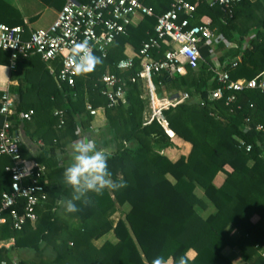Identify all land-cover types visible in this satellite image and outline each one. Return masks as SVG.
Masks as SVG:
<instances>
[{
	"label": "trees",
	"instance_id": "trees-1",
	"mask_svg": "<svg viewBox=\"0 0 264 264\" xmlns=\"http://www.w3.org/2000/svg\"><path fill=\"white\" fill-rule=\"evenodd\" d=\"M39 1L60 8L65 0ZM140 1L155 13L167 10L170 4V0ZM188 1L195 5L190 23L209 21L220 36L214 44L200 49L195 68L183 60L185 74L162 70L152 75L157 96L163 91L187 93L181 102L161 110L167 127L190 144L189 152L176 160L165 152L173 142L163 125L156 118L144 123L143 85L137 76L140 59L125 53L126 43L137 53L154 35V16H143L127 25L106 57L95 54L103 63L92 73L78 76L74 86H57L39 55L22 59L10 72V79L17 80L9 85L16 104L12 130L23 136L21 155L46 166L47 198L37 208L33 224L26 223L20 230L13 229L9 220L0 225V262L153 264L155 258L163 257L166 263L179 264L184 257L186 264H233L222 253L230 246L237 247L243 264H248L256 246H264V92L245 88L226 90L220 98L208 96V91L218 86L211 80L213 69L227 71L231 80L264 76V0H241L234 5L232 18L220 7L209 6L207 0ZM0 21L24 25L20 11L6 0H0ZM228 42L233 45L228 46ZM169 46V38H163L152 55L162 57ZM210 48L217 53L216 59L209 58ZM128 56L132 66L117 69V62ZM8 59V51L0 50V63L7 64ZM107 71L123 79V99L111 107L100 92L99 79ZM229 93L235 99L226 104ZM87 102L104 107L97 131L91 127L94 117L86 110ZM55 109L64 119L60 127ZM27 110L32 111L31 118H21L20 112ZM2 120L0 115V127ZM85 135L110 154L112 178L122 180L125 186L105 190L102 195L89 193V205L77 201L80 210L67 213L61 202L71 199L72 189L64 184L63 172L71 159L64 160L62 154L67 153L69 142ZM37 140L43 145L34 147ZM240 140L251 148L246 150ZM10 162L8 156H0V196L9 189L10 177L4 167ZM218 172L224 179L215 186L213 179ZM196 189L213 207L205 216L197 211L206 203ZM125 203L129 210L114 222L111 214L115 206ZM109 231L116 240L96 246L93 241ZM10 240L12 243L5 246ZM189 249L196 252L192 259L186 256ZM253 264H264V258H256Z\"/></svg>",
	"mask_w": 264,
	"mask_h": 264
},
{
	"label": "built area",
	"instance_id": "built-area-1",
	"mask_svg": "<svg viewBox=\"0 0 264 264\" xmlns=\"http://www.w3.org/2000/svg\"><path fill=\"white\" fill-rule=\"evenodd\" d=\"M240 1L207 0V3L211 7H220L225 16L232 18L233 7ZM194 11L195 5L188 0H170L169 8L161 13H155L151 6L140 0H65L47 27L30 29L25 22L24 25H9L0 21V50L9 53L7 63L9 72L15 70L22 59L39 55L57 86L63 84L74 86L78 76L74 74L71 50L75 43L89 41L94 54L104 58L116 38L125 34L127 25L135 24L143 16H154V35L144 41L139 51L133 52V55L140 59L137 76L143 85L141 97L145 103L144 123L156 118L164 125L166 121L161 110L181 102L187 97V93L181 91L170 99L175 102L160 109H151L150 98L156 96L152 75L159 74L162 70L185 74L186 66L183 60H188L190 66L195 68L197 60L201 58L200 49L214 44L220 36L217 28L209 21L191 24ZM225 20L223 18L222 21ZM163 38H169L170 46L162 57L156 59L152 55V49L157 48ZM227 45L233 44L228 42ZM216 57L217 53L210 48L209 58ZM132 63V57L128 56L120 59L116 67L123 71L130 68ZM99 80L102 84L100 92L107 99L108 107L116 105L123 99V79L116 73L107 71ZM211 80H215L218 86L208 91L210 99L222 97L226 90L240 91L253 88L264 92V76L258 79L231 80L227 71L213 69ZM146 81L150 83L148 88L145 87ZM234 99L233 93L226 94L225 103L233 102ZM103 108L86 103V110L94 118L100 116ZM148 110L150 114L146 116L145 112ZM15 112V96L7 85L0 95V115L3 118L0 127V156L10 158L11 162L4 167L9 174L10 184L9 189L2 191L0 196V225L9 220L13 229L20 230L26 223L33 224L37 220V208L47 198L44 179L46 166L36 159L21 155L20 138L17 132L12 130V116ZM31 114L32 111L27 110L20 112L19 116L30 119ZM54 115L58 117L57 126H62L64 119L61 111L55 109ZM240 144L245 146L246 150L251 148V145L244 143L243 140H240ZM37 145H43L42 141H37ZM256 248L257 255L264 257V246ZM0 264L6 263L1 261Z\"/></svg>",
	"mask_w": 264,
	"mask_h": 264
},
{
	"label": "clouds",
	"instance_id": "clouds-1",
	"mask_svg": "<svg viewBox=\"0 0 264 264\" xmlns=\"http://www.w3.org/2000/svg\"><path fill=\"white\" fill-rule=\"evenodd\" d=\"M223 2V0H222ZM71 59L74 61L73 70L77 76H84L95 71L103 63L101 57L94 54L89 41L75 43L71 50ZM71 162L64 169L63 182L72 189L71 199L62 201V207L67 213H75L80 209L77 201L85 206L91 203L88 194L102 195L105 190H116L124 187L121 180L115 181L108 168L110 154L99 148L95 139L88 135L72 141L67 146ZM62 158L61 154H57ZM153 264H166L163 257H157ZM179 264H186L184 257Z\"/></svg>",
	"mask_w": 264,
	"mask_h": 264
},
{
	"label": "crops",
	"instance_id": "crops-1",
	"mask_svg": "<svg viewBox=\"0 0 264 264\" xmlns=\"http://www.w3.org/2000/svg\"><path fill=\"white\" fill-rule=\"evenodd\" d=\"M7 2H9L11 5H13L14 7H16L22 17H23V20L24 22L26 23L27 27H29L30 29H34L35 27H32V21L39 15V9L37 10H33L31 11L32 13H29L28 15H24L22 14L21 10L18 8L17 4H14L12 1H9V0H6ZM53 17L49 20V21H46L43 23L42 26L40 27H36V28H42V27H47L52 21L53 19L56 17V14L59 10V8H55L53 7ZM125 53L127 55H130L133 53V49L131 47L130 44L126 43L125 44ZM10 72L7 68V64L5 63H0V91H2L4 88L7 87V85H15L17 84V80L16 79H10ZM150 86V83L148 81L145 82V87H149ZM181 92V91H178L176 94H172V95H169L166 91H163V94L162 96H152L150 98V107L151 109H160L162 108L163 106H166L168 104H171V102L168 100L169 99H172L173 97L177 96L178 93ZM164 95H166L167 97H163ZM163 97V98H161ZM145 98V97H144ZM148 113L150 114L149 110L146 111V115H148ZM160 118V116H159ZM161 121H163L161 118H160ZM166 123H164L163 127L165 129V132L168 134V136L171 138L172 142H173V145L171 147H168L165 152L166 154L168 155V157L171 159V160H176L180 155H186L189 150H190V144L181 140L180 138L176 137L174 135V132L169 129L167 127V124L165 125ZM102 126V115L100 114L99 117H96L93 119V124L91 125V127L93 128L94 131H97L98 128H100ZM167 129V130H166ZM19 138H23V136L21 137V134L17 133ZM25 140V138L23 139ZM39 141V140H37ZM37 141H36V144L34 145V142L32 143V145L35 147L37 146ZM71 142H69L67 144V146L70 144ZM31 145V146H32ZM67 146H66V151H67ZM63 156V159L66 160V161H70L71 157H70V154L68 153H63L62 154ZM224 179V175L223 173L221 172H218L214 179H213V184L215 186H219L222 181ZM196 193L202 197V199L205 201L206 203V207L205 208H202L201 206H198L197 207V211L205 216L207 215L210 211L213 210V207L210 205V202L208 201V199L203 196V193L200 189H196L195 190ZM130 206L128 203H125L123 205H116L115 206V211L111 214V218L114 220V222H116L120 217H123L124 213L127 212L129 210ZM105 240H110V241H115L116 238L113 234L112 231H109L108 233H106L105 235L101 236L100 238L98 239H95L93 242L96 246H100ZM12 241L10 240L9 242H6L5 243V246H8L9 244H11ZM222 253L223 255H225L226 257H228L231 262L233 264H243L245 262V260L241 257V251L237 248V247H230V246H226L223 248L222 250ZM196 252L193 250V249H189L187 252H186V256L189 258V259H192L194 256H195ZM259 256L257 255V252L255 253V255H253L248 261L247 263L248 264H253L254 260L256 258H258ZM262 258V257H261ZM264 258V257H263ZM166 264H170V263H166Z\"/></svg>",
	"mask_w": 264,
	"mask_h": 264
},
{
	"label": "rangeland",
	"instance_id": "rangeland-1",
	"mask_svg": "<svg viewBox=\"0 0 264 264\" xmlns=\"http://www.w3.org/2000/svg\"><path fill=\"white\" fill-rule=\"evenodd\" d=\"M17 4L22 14L28 15L31 11L39 9V15L32 21V27H40L53 17V7L42 4L39 0H9ZM163 94V93H162ZM172 95V94H169ZM150 103V102H149ZM148 104V103H147ZM5 244V243H4ZM2 243L0 242V246Z\"/></svg>",
	"mask_w": 264,
	"mask_h": 264
}]
</instances>
